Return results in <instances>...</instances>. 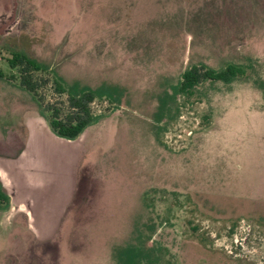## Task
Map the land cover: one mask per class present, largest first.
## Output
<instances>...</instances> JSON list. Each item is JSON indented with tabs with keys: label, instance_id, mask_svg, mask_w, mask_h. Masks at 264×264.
Here are the masks:
<instances>
[{
	"label": "rangeland",
	"instance_id": "rangeland-1",
	"mask_svg": "<svg viewBox=\"0 0 264 264\" xmlns=\"http://www.w3.org/2000/svg\"><path fill=\"white\" fill-rule=\"evenodd\" d=\"M16 51L48 68L30 71L34 92ZM229 62L248 77L174 99L187 67ZM58 77L123 91L91 103L104 126L88 140L48 125L71 110ZM74 148L64 206L0 209V264H117L129 243L160 246L164 264H264V0H0V160L23 171L19 199Z\"/></svg>",
	"mask_w": 264,
	"mask_h": 264
},
{
	"label": "trees",
	"instance_id": "trees-1",
	"mask_svg": "<svg viewBox=\"0 0 264 264\" xmlns=\"http://www.w3.org/2000/svg\"><path fill=\"white\" fill-rule=\"evenodd\" d=\"M9 62L13 68L21 66L23 86L29 91H36L37 83L30 76V71H45L48 68L26 53L19 51L13 53ZM249 67L251 66L235 62H229L222 68H214L205 63L193 64L183 71L180 80L173 86L174 99L179 95L186 97L196 95L199 87L205 82L229 84L242 77H248ZM56 89L61 93H67L71 110L62 116L60 108L54 106L50 108V117L46 118L52 131L59 137L68 140L79 138L90 125L100 120L101 116L94 114L91 109V103L95 99H107L110 103L118 106L121 104L123 95V91L116 85L102 84L93 88L79 82L65 84L61 77L56 78ZM169 107V102L161 103L162 115L159 122L167 117ZM178 111L179 106L177 107ZM156 129L159 133L160 127L156 126ZM9 203V195L0 180V209L7 207ZM162 254L160 246L144 247L142 243H129L114 249L117 264H164L168 260L164 261Z\"/></svg>",
	"mask_w": 264,
	"mask_h": 264
},
{
	"label": "flooded vegetation",
	"instance_id": "flooded-vegetation-1",
	"mask_svg": "<svg viewBox=\"0 0 264 264\" xmlns=\"http://www.w3.org/2000/svg\"><path fill=\"white\" fill-rule=\"evenodd\" d=\"M98 126H104L101 123V120H99L97 123L90 125L84 132L83 134L75 139V140H68V142H76L81 139V137L85 134L88 133L87 140L89 138V132L90 129L92 128H97ZM67 143V142H66ZM67 145V144H66ZM91 147V146H90ZM66 149H70V146H66ZM73 156L71 158L68 157V159H61V163H63L64 167L59 166L57 170H53V174H51V178L49 179L48 182L42 183L38 179V183H34V178L33 175H31V186H29L30 191L28 194H26L23 198V200H20L19 198V190H21V186H14L13 184L10 185V190L6 192L9 195L10 198V203L7 207L1 208V209H7L11 206V203L13 201L18 203V206L24 205L25 210L27 211V215L32 214L33 212H39L42 210V208H51L54 207V201L56 199H61L62 201L60 203V206H64L65 201L67 200L68 197H70L75 190V185H76V178L73 176L72 171L74 172V168L71 166L70 159H77L79 156L80 148H74L72 149ZM76 172V170H75ZM13 182V181H12ZM50 199V200H49ZM49 200V201H48ZM21 208V207H20ZM23 215V214H22ZM31 215H29L30 217ZM28 217V216H27Z\"/></svg>",
	"mask_w": 264,
	"mask_h": 264
},
{
	"label": "water",
	"instance_id": "water-1",
	"mask_svg": "<svg viewBox=\"0 0 264 264\" xmlns=\"http://www.w3.org/2000/svg\"><path fill=\"white\" fill-rule=\"evenodd\" d=\"M48 138H49L48 142L51 143L52 142L51 135H47V140H48ZM66 142H68V141H66ZM1 161H3V160H1ZM4 166H5L4 167L5 171H1L0 172V180H1L2 184H3V186H4V189L9 191L10 190V185L13 184L12 177L19 176V175L21 176L23 171L20 172L21 170H20L19 166H17V163L11 164V165H7V163H5Z\"/></svg>",
	"mask_w": 264,
	"mask_h": 264
},
{
	"label": "crops",
	"instance_id": "crops-1",
	"mask_svg": "<svg viewBox=\"0 0 264 264\" xmlns=\"http://www.w3.org/2000/svg\"><path fill=\"white\" fill-rule=\"evenodd\" d=\"M5 166L4 165H2V161L0 160V172L1 171H5V168H4Z\"/></svg>",
	"mask_w": 264,
	"mask_h": 264
},
{
	"label": "bare ground",
	"instance_id": "bare-ground-1",
	"mask_svg": "<svg viewBox=\"0 0 264 264\" xmlns=\"http://www.w3.org/2000/svg\"><path fill=\"white\" fill-rule=\"evenodd\" d=\"M57 142V141H56ZM59 144H61V143H59ZM62 145V144H61ZM61 147H63V148H65L66 149V146H61Z\"/></svg>",
	"mask_w": 264,
	"mask_h": 264
}]
</instances>
